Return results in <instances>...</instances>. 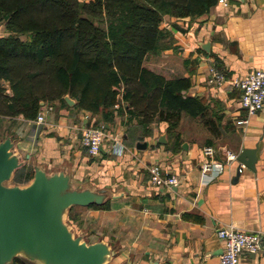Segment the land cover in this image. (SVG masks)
Returning a JSON list of instances; mask_svg holds the SVG:
<instances>
[{"label": "crops", "instance_id": "0c3cea01", "mask_svg": "<svg viewBox=\"0 0 264 264\" xmlns=\"http://www.w3.org/2000/svg\"><path fill=\"white\" fill-rule=\"evenodd\" d=\"M160 28L167 34L163 48L146 56L142 65L165 78L188 76L187 94L206 105L197 116L182 113L172 133L166 121L155 119L145 134L134 129L136 116L122 98L105 120L99 113L77 109L76 100L65 94L72 103H47L53 109L43 123L34 118L9 120L4 137H10L11 150L23 165L47 175L63 173L71 189L102 195L100 204L72 205L64 215L76 237L85 241V235L86 243L108 247L104 264H219L223 241L218 226L264 236V108L247 114L238 91L227 82L209 83L208 71L214 66L242 77L264 69V0L216 3L192 18L166 15ZM244 118L247 122H237ZM91 123L107 134L95 156L80 141L81 127ZM141 143L146 144L139 147ZM204 145H212L216 159L225 165L214 179L201 173ZM245 147L257 149L255 169L241 165L237 175L236 155ZM230 153L234 157L227 159ZM153 164L176 175L178 185L152 184ZM16 257L25 264H46L24 253ZM240 264H264V258L243 252Z\"/></svg>", "mask_w": 264, "mask_h": 264}, {"label": "trees", "instance_id": "16d2710c", "mask_svg": "<svg viewBox=\"0 0 264 264\" xmlns=\"http://www.w3.org/2000/svg\"><path fill=\"white\" fill-rule=\"evenodd\" d=\"M216 3L217 0H0V18L5 19L11 32L0 37V78L7 80L12 89L10 96L0 90V105L10 114L21 112L32 119L42 100L66 104L64 95L68 94L76 100L77 109H90L109 120L116 88L123 84L122 99L137 119L134 129L147 134L149 122L156 119L166 121L172 133L182 113L195 117L206 108L205 102L187 94L191 84L188 76L165 78L143 66V59L147 53H158L163 48L167 34L160 24L164 15L198 17ZM102 14L106 15L105 29L91 20ZM24 32L30 33L28 41L17 35ZM177 142L176 138L174 144ZM33 175L32 167L22 165L14 171L12 181L24 184ZM11 263L25 264L19 257Z\"/></svg>", "mask_w": 264, "mask_h": 264}, {"label": "water", "instance_id": "95a60500", "mask_svg": "<svg viewBox=\"0 0 264 264\" xmlns=\"http://www.w3.org/2000/svg\"><path fill=\"white\" fill-rule=\"evenodd\" d=\"M65 99L72 103L69 97ZM159 141L164 142V138ZM11 147L10 137L0 142V264H9L18 253L46 264H104L108 247L102 242L82 241L64 221L68 207L100 204L102 195L71 189L66 175H47L40 168H35L28 184L6 185L4 182L23 165ZM256 150L245 147L236 155L240 163L237 175L241 165L255 169Z\"/></svg>", "mask_w": 264, "mask_h": 264}, {"label": "built area", "instance_id": "2783aa9c", "mask_svg": "<svg viewBox=\"0 0 264 264\" xmlns=\"http://www.w3.org/2000/svg\"><path fill=\"white\" fill-rule=\"evenodd\" d=\"M229 0H217V3L227 5ZM208 82L221 86L227 82L233 89L238 91L239 103L247 114L255 113L264 108V69L255 68L245 76H232L210 66L208 71ZM118 97L122 98L123 89L117 87ZM50 104H43L34 118L36 123H43L47 111L52 110ZM247 118L240 119L238 123L247 122ZM107 134L102 126L93 123L81 127V144L89 155H98L103 147ZM115 149V147H113ZM121 152V149L119 150ZM203 161L201 173L210 179L216 178L224 170V162L216 159V150L212 145L202 147ZM234 154H227V159L233 158ZM150 182L156 186H175L179 178L174 174L163 171L158 164L149 168ZM216 233L223 241V251L219 257V264H240V256L248 252L264 258V236L258 231H247L232 226L220 225Z\"/></svg>", "mask_w": 264, "mask_h": 264}, {"label": "rangeland", "instance_id": "374dc122", "mask_svg": "<svg viewBox=\"0 0 264 264\" xmlns=\"http://www.w3.org/2000/svg\"><path fill=\"white\" fill-rule=\"evenodd\" d=\"M80 1L82 2V1H88V0H80ZM164 16H166V15H164ZM169 16H170V15H169ZM91 20H92V22H93V25H95V26H97V27H99V28H102V29H105V28H106V23H105L106 15L102 14L100 17H92ZM10 33H11V32H9V30L7 29L5 19L0 18V37L8 36ZM17 35H18L19 38H20L21 40H23V41H28L29 38H30V33H29V32L19 33V34H17ZM150 55H152V52L147 53V54L145 55L144 59L146 58V56L148 57V56H150ZM144 59H143V60H144ZM179 63H180V60H179ZM45 65H48V64H45ZM17 67H18V68H21V63H18V62H17ZM49 71H50V70L45 71V74L48 75V72H49ZM23 74H24V73H23ZM23 76H24V75H23ZM97 78L99 79L100 76H98ZM110 87H111V89H115V85H111ZM103 88H104V86H103ZM119 88L124 89V85H123V84L120 85ZM0 90H2L4 93H6V94L9 95V96L12 94V89H11L10 83H9L7 80H4V79H2V78H0ZM92 92H93V91H92ZM117 99L120 101V98H118L117 96H115V102L117 101ZM50 102H51V101H50ZM47 103H49V101H47V100H45V101L42 100V101L40 102L41 106H42L43 104H47ZM86 110L89 111V112L92 111V110H90V109H86ZM93 113H94V112L92 111V114H93ZM18 117L26 118V117H24L23 113H21V112H19V113H17V114H10V113H8V112L5 110V108H4L2 105H0V141H2L3 139H5V137H4V135H5V134H4V133H5V130H8V131H9V129H8V125H9L8 123H9V120H15V121H16V120L18 119ZM26 119H27V118H26ZM7 120H8V121H7ZM20 161H22L21 157H20ZM30 181H31V180H29L27 183L22 184L21 186H24V185L28 184ZM4 183H5L6 185H8V186L16 185V184L13 183L12 178L6 180ZM64 221H65V223L67 222V221H66V217H65V215H64ZM66 224H67V223H66ZM67 225H68V224H67ZM69 226H70V225H69ZM70 230H72L74 236L78 235L77 233H74V232H76V231L73 230V227H70ZM79 235H81V234H79ZM81 237H82V239L85 240L86 242H89V239H88L87 237H85V235H81ZM86 238H87V239H86Z\"/></svg>", "mask_w": 264, "mask_h": 264}]
</instances>
